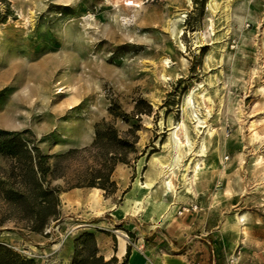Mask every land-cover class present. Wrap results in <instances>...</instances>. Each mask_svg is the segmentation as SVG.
<instances>
[{
	"label": "rangeland",
	"instance_id": "obj_1",
	"mask_svg": "<svg viewBox=\"0 0 264 264\" xmlns=\"http://www.w3.org/2000/svg\"><path fill=\"white\" fill-rule=\"evenodd\" d=\"M127 1L0 0V131L25 145L0 154V244L28 264H73L90 232L108 264L124 259L120 238L160 264L199 240L209 264H264V0ZM96 123L136 128L111 192L76 185L100 162L82 150ZM174 126L175 188L162 191L156 159L175 152ZM24 149L50 156L59 189L40 231ZM190 157L194 194L181 180ZM192 205L198 221L184 228Z\"/></svg>",
	"mask_w": 264,
	"mask_h": 264
},
{
	"label": "trees",
	"instance_id": "obj_2",
	"mask_svg": "<svg viewBox=\"0 0 264 264\" xmlns=\"http://www.w3.org/2000/svg\"><path fill=\"white\" fill-rule=\"evenodd\" d=\"M2 22V21H0ZM135 127L127 130V133L121 136L112 126L103 128L101 123L95 124L94 138L88 147L82 150L88 153L96 152L100 156L98 167L91 168L90 173L83 178H79L76 185L83 184L90 187L103 189L105 192L114 190V182L110 180V174L117 161L128 162L127 156L133 150V144L137 140ZM9 135V136H8ZM129 138H127V136ZM8 136V137H7ZM24 142L18 136V132L9 133L0 131V154L6 155L13 152L14 148L20 149L24 147ZM75 149H70L65 153L53 155L54 162L60 158L70 154ZM28 163L29 181L27 184L33 186L31 197L38 207L37 224L32 228L40 231L46 218L55 213V206L58 203L57 192L58 187H50L49 180L45 179V174L49 169L46 161L49 155H40L35 149V154L31 155L26 149L23 151ZM111 153V154H110ZM35 169L32 170L33 168ZM37 175V176H36ZM53 176H55L53 174ZM129 255V247L127 246L124 259L121 264H126ZM73 264H108L103 261V257L97 254L96 240L92 233L85 232L76 241V249L73 257ZM30 260L21 259V257L10 248L0 244V264H28Z\"/></svg>",
	"mask_w": 264,
	"mask_h": 264
},
{
	"label": "crops",
	"instance_id": "obj_3",
	"mask_svg": "<svg viewBox=\"0 0 264 264\" xmlns=\"http://www.w3.org/2000/svg\"><path fill=\"white\" fill-rule=\"evenodd\" d=\"M198 214L199 210H191L185 211L181 214V224L185 227H188L190 225L196 224L198 221ZM158 227V226H156ZM186 232V230H184ZM183 237H187V232L185 235H182ZM197 236V235H196ZM200 238L199 236H197ZM205 242L207 241H194L192 244L191 249H186L180 253H175L174 255H168L167 253H163L160 257H158V261L160 264H209L207 262V254L205 253L207 250ZM170 244L169 241L162 242L163 247H167ZM125 245V244H124ZM127 246L123 248V250L119 253V246L117 247V252L115 254V257L119 260L125 255ZM148 260H147V259ZM150 258L146 256L145 254L140 255L134 251L129 252L128 255V261L129 264H149Z\"/></svg>",
	"mask_w": 264,
	"mask_h": 264
},
{
	"label": "bare ground",
	"instance_id": "obj_4",
	"mask_svg": "<svg viewBox=\"0 0 264 264\" xmlns=\"http://www.w3.org/2000/svg\"><path fill=\"white\" fill-rule=\"evenodd\" d=\"M188 1H190V0H188ZM229 2H230V0H226V2H225V5H226L227 9H228ZM127 3L128 4H132L133 1L129 0V1H127ZM162 76H163V78L165 77L164 74ZM57 89H58L57 91L61 92L62 89H64V88L60 87V88H57ZM250 126L253 127L252 128L253 130L255 129L254 122H251ZM170 130H171V134L173 133V135L175 136V142H176L175 148H176V150L173 153V155L170 156V161H168L167 163H163L159 159H156V166L158 168V174H159V177H160L159 182H160V187L162 188V191H171V190H174V188H175V186L173 185L171 176H173L175 174L173 165L176 164L174 162H177L179 157H180L179 146L182 144V140H180V138L176 134L177 127L174 126ZM209 132L211 134V131H209ZM254 132H256V131H254ZM183 135L185 137L186 142L188 143L189 139H188V136L186 134V129L185 128H184V131H183ZM192 163H193V165H191ZM198 164H199V160L198 159H194V157H192V158L190 157L188 159V162L184 163L183 172L181 173V180H182V183L185 186L186 192H188V193H193L194 194V191H193V188H192V177L194 176V172H195V169L198 167ZM191 171H193V174L190 175ZM135 184L139 188H143L146 185H148L147 182L145 184H142L139 180H136ZM94 190H98V189L94 188ZM236 218H237V222L238 223L243 221L242 216H237ZM124 247H125L124 239L120 238V241H119V253L123 250Z\"/></svg>",
	"mask_w": 264,
	"mask_h": 264
},
{
	"label": "built area",
	"instance_id": "obj_5",
	"mask_svg": "<svg viewBox=\"0 0 264 264\" xmlns=\"http://www.w3.org/2000/svg\"><path fill=\"white\" fill-rule=\"evenodd\" d=\"M189 209H191V210H196L197 209V206L196 205H192V206H190V207H183L180 211H179V213H182V211H188Z\"/></svg>",
	"mask_w": 264,
	"mask_h": 264
}]
</instances>
